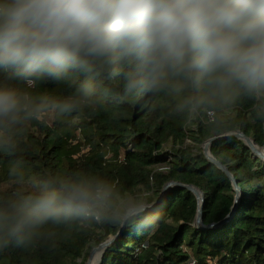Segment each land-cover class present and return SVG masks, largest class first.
Instances as JSON below:
<instances>
[{
	"label": "clouds",
	"instance_id": "clouds-1",
	"mask_svg": "<svg viewBox=\"0 0 264 264\" xmlns=\"http://www.w3.org/2000/svg\"><path fill=\"white\" fill-rule=\"evenodd\" d=\"M161 97L186 117L245 99L264 120V0H0V153L13 154L29 125ZM7 175L19 186L0 193V254L160 220L151 197L91 168L29 176L17 158Z\"/></svg>",
	"mask_w": 264,
	"mask_h": 264
},
{
	"label": "trees",
	"instance_id": "trees-1",
	"mask_svg": "<svg viewBox=\"0 0 264 264\" xmlns=\"http://www.w3.org/2000/svg\"><path fill=\"white\" fill-rule=\"evenodd\" d=\"M43 87L57 94L66 91L64 86ZM171 105L170 98L161 97L139 111L112 108L79 120L29 125L13 154L0 153V193L19 186L8 177L7 167L22 158L29 176L83 166L114 177L134 193H153V204L170 182L193 185L205 195L203 225L222 222L233 211L236 191L228 175L206 159L201 146L240 131L264 150V120L245 99L223 111L205 110L193 117L174 114ZM210 111L215 112L214 122L208 120ZM210 151L240 188L232 220L215 229L197 228V198L174 187L151 212L152 222L160 219L157 226L147 231L124 228L100 264H187L191 259L197 264H264V161L235 137L214 142ZM163 164L169 165L167 174L157 170ZM120 229L74 230L54 249L0 254V264H86L89 250L117 236Z\"/></svg>",
	"mask_w": 264,
	"mask_h": 264
},
{
	"label": "water",
	"instance_id": "water-1",
	"mask_svg": "<svg viewBox=\"0 0 264 264\" xmlns=\"http://www.w3.org/2000/svg\"><path fill=\"white\" fill-rule=\"evenodd\" d=\"M230 137H235L238 139H241L245 142V144L251 149L252 153L254 155H256L257 157H259L261 160L264 161V150L262 148H260L253 139L246 137L243 133H241L240 131L234 132V133H228L225 135H221L218 137H214L212 139H210L209 141H207L206 143H204L203 145V153L206 157V159L210 162V164L215 165L217 168H219L220 170H222L223 172H225L228 177L230 178V180L233 183V186L235 188L236 191V200H235V206L233 207V211L232 213L222 222L217 223V224H211L208 226H204L203 225V221H202V216H203V208H204V204H205V195L196 187H194L193 185H184L178 182H170L167 185H165V187L163 188L160 198L156 204L155 207L159 206L165 199L166 195L169 193V191L174 188V187H178L181 189H186L190 192H192L195 197L197 198L198 201V215H197V219L195 222V225L197 228H206V229H215V228H219L222 227L224 225H226L227 223H229L232 218L234 217L236 210L238 208V204L241 198V193H240V188L237 186L236 180L233 177V175L229 172V170L220 162L218 161L212 154L210 151V148L212 146V144L216 141L219 140H223L226 138H230ZM124 230V228H121L119 233L117 234V236L115 237H111L109 240H107L105 243L99 245L97 248H94L93 251L90 253L88 260L86 262V264H91V259L92 256L95 252L97 251H101L104 253L106 252V250L119 238H121V233Z\"/></svg>",
	"mask_w": 264,
	"mask_h": 264
},
{
	"label": "rangeland",
	"instance_id": "rangeland-1",
	"mask_svg": "<svg viewBox=\"0 0 264 264\" xmlns=\"http://www.w3.org/2000/svg\"><path fill=\"white\" fill-rule=\"evenodd\" d=\"M62 120H64V119H62ZM187 145L190 146V145H191L190 142H188ZM203 145H204V144H203ZM203 145L201 146L202 149H203ZM157 170H158L159 172H162V173H164V174H167V172H168V170H169V165H168V164H163V165L157 167ZM144 196L152 197V196H153V193H151V192H146V193H144ZM157 202H158V201H157ZM157 202L154 203L155 206H156ZM155 208H156V207H155ZM93 249H94V248H93ZM93 249L91 248V249L89 250V253H91V252L93 251Z\"/></svg>",
	"mask_w": 264,
	"mask_h": 264
},
{
	"label": "bare ground",
	"instance_id": "bare-ground-1",
	"mask_svg": "<svg viewBox=\"0 0 264 264\" xmlns=\"http://www.w3.org/2000/svg\"><path fill=\"white\" fill-rule=\"evenodd\" d=\"M103 258V252L97 251L93 254L91 264H100Z\"/></svg>",
	"mask_w": 264,
	"mask_h": 264
},
{
	"label": "built area",
	"instance_id": "built-area-1",
	"mask_svg": "<svg viewBox=\"0 0 264 264\" xmlns=\"http://www.w3.org/2000/svg\"><path fill=\"white\" fill-rule=\"evenodd\" d=\"M209 122H214L215 121V112L210 111L207 114ZM187 264H197L196 260L191 259Z\"/></svg>",
	"mask_w": 264,
	"mask_h": 264
}]
</instances>
